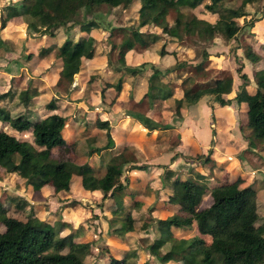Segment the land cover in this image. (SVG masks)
Listing matches in <instances>:
<instances>
[{
	"label": "trees",
	"instance_id": "16d2710c",
	"mask_svg": "<svg viewBox=\"0 0 264 264\" xmlns=\"http://www.w3.org/2000/svg\"><path fill=\"white\" fill-rule=\"evenodd\" d=\"M132 1L134 0H64L69 17L64 16L60 10L61 0H26L28 4H19V13L26 16V28L37 35L35 37L28 33V37L46 36L49 41L54 36V26L69 30L77 26L81 35L77 40L72 35H67L60 44L46 41L37 50V57L50 60V70L57 75L54 85L56 94L49 99H37L39 92L31 79L20 87L11 82L8 88L0 92V174H15L22 180L25 192L49 186L54 195L62 194L65 195L64 198L69 195L72 177H78L82 190L98 191L102 198L109 197L116 205L120 222L113 229L115 233L110 235L118 241L122 240V232L130 229L134 221L132 210L140 213L167 211L164 218L157 219L158 222H165L167 227L161 229L154 226V238L149 247L156 249L166 243L171 247L178 244L179 252L170 253L168 261L172 264H185L187 260H191L190 264H264V231L259 228V205L254 195L246 192L252 185L240 186L239 177L233 180H210L212 175L219 173V168L212 166L209 154L198 157L197 163L203 168V172L191 169L187 176L164 165L157 166L164 170L160 179L146 185L152 198L149 204L135 199L137 191L129 186L125 175L121 180L124 171H144L150 167L145 163H138V157L128 150L122 149L108 155L99 176L95 174V167L90 160L76 163L70 158L69 153L75 151L80 131L75 135L66 132V127L73 122L54 110L74 79L81 76L83 60L108 53L99 48L97 43L84 55L80 53L87 32L99 27V12L105 14L113 8H126ZM261 1L239 0L236 4V0H138V25L118 26L110 30V35L117 32L122 36L116 46V60L123 63L125 54L134 46H147L139 30L142 26H158L167 41L196 39L202 44H211L215 38L224 41L235 39L239 28L236 20L248 16L246 5H257ZM198 6H201V13L214 16V20L210 22L199 18L193 11ZM173 7H176L175 15L167 21L166 16ZM84 13H90L91 16L86 19ZM263 16L264 8L258 18ZM5 17L6 11L0 15V28L5 25ZM255 18L244 22H248L250 26L258 19ZM17 45L24 49L25 59L28 60L32 53L24 46V39L19 40ZM163 46L166 44L158 47L157 55L167 54ZM205 47L201 51L203 58L209 55ZM240 48L243 57L257 66L260 56L251 46L242 43ZM233 57L240 84L231 98L225 96L232 91V79L225 71L219 70L206 78L205 59L194 64L176 60L163 71L152 67L147 77L146 91L133 105L139 107L145 104L148 110H153L154 102L171 100L173 114L181 118L187 105L196 103L204 96L212 97L218 106L229 105L231 100L236 103L244 102L246 110L239 128L248 132L247 148L252 149L255 141H258L263 143L264 149V65L253 70V86L247 92L245 86L249 80L241 72L242 64L235 55ZM143 64L141 62L136 68L128 69L112 81L101 70H93L81 90L82 99L88 97L92 79L99 77L105 84L104 88L111 87L119 92L125 77L137 75ZM114 74H110L111 77ZM73 89H78V86H73ZM38 103L44 110L42 113L37 111ZM126 115L148 131H160L154 138L155 148L168 150L171 125L163 119L154 120L139 109H129ZM75 123H78L77 128L87 129L92 126L82 120ZM94 124L100 129L108 128L107 122L98 117H95ZM5 127L16 133H30L38 146H46V151H38L34 146L27 145L21 138L6 132ZM106 148L105 145L92 148L90 155L101 156V151ZM176 157L174 154L171 159ZM204 190L208 192L210 202L207 206L200 207ZM3 202L23 213L24 220L8 216L6 209L0 208V264H38V260L45 264H134L133 259L138 254L137 245H128L127 249L119 250L118 257L103 256L102 263L96 262L97 260L91 263L86 258L90 255L88 242L76 240L72 230L61 235L60 232L67 227L64 222L40 219L35 215L42 203H30L23 197L2 192L0 205ZM63 207L74 211L82 208V203L73 199L64 203ZM218 217L222 218L220 226L217 224ZM248 219L252 221L246 227L244 223ZM193 228L198 235H190ZM175 231H184L189 235L177 238L173 235ZM202 235L209 236V243L202 239ZM34 245L41 247L46 253H35L32 256L31 247ZM90 258L93 257L90 255Z\"/></svg>",
	"mask_w": 264,
	"mask_h": 264
},
{
	"label": "rangeland",
	"instance_id": "374dc122",
	"mask_svg": "<svg viewBox=\"0 0 264 264\" xmlns=\"http://www.w3.org/2000/svg\"><path fill=\"white\" fill-rule=\"evenodd\" d=\"M26 3V0H0V15L5 11L7 12V17H5V25L0 28V73H4L2 78L0 77V92L8 87L11 82L17 86H24L28 79H31L36 87H42L46 83L53 82L50 77H43L42 80L38 78L40 73L44 70L45 63L39 61L37 56L31 55L28 61L25 59L23 53L24 49L20 46L13 45L16 38L28 37V33L32 36L35 35L32 31L26 28V16L19 13V4ZM239 0H236V4ZM28 4V3H26ZM25 4V5H26ZM139 2L138 0L132 1L126 8H113L107 13L99 12L97 15L99 27L91 29L87 32L84 42L80 47L81 55L88 52L93 45L97 42L98 47H101L108 53L104 57H97L88 62L84 61V76H80L74 79L72 86L68 89L66 94L62 97L64 103L58 109V112L70 118V124L68 128L72 126L76 127L78 123L75 121H86L90 123L89 128H85L86 131L81 135L75 144V151L70 152L69 156L76 163H82L91 154L92 148L107 146L111 150L109 152L113 153L115 150L126 149L131 152L135 157H138V163H145L151 167L150 170L143 171H124L123 176L127 177L131 187L137 190L135 199L139 201H144L146 204L151 203V195L149 196V190L146 184L149 179L155 177H161L164 168H158L159 165H164L165 167H171L177 173H183L187 176L189 171L197 170L194 167L195 162L198 160L200 155L209 154V157L214 163H222L223 174L231 173L233 176L231 180L239 177L241 182L240 186H251L247 189V194H253L257 201L258 216L261 218L259 221V228L264 231V149L263 143L255 141L252 149H248L246 145V137L248 135L247 130L240 131L233 126L235 133H232L231 123L226 122L222 124V120H217V123H211V128H213L214 135L205 141L202 140L204 144L202 147L199 144H194L192 138H186L185 133H178L176 129H182L188 126L182 119L177 118L172 110L171 100L154 102L153 110L148 111V107L142 104L139 107H135L133 103L142 97L143 93L146 91L147 77L151 73L152 67H158L161 71L165 67L172 65L176 60L185 61L187 63H196L202 59H205L206 63V78H209L216 74L219 70L212 60L209 61L207 58H203L201 51L203 46L208 53H218L222 51L226 55V59L220 62L221 67L225 69L234 70V61L231 56L228 55L227 49L232 52L230 54L239 53V50H235L236 43L241 44V40L253 41V34L250 32V26L245 23L246 21L254 20V18L260 15L261 10L264 8V0L257 5H246L245 11L248 16L243 19L236 20L239 28H237L235 37L237 42L224 41L216 39L211 44L209 42L201 43L195 40L185 39L181 42L178 41H167L160 33V28L158 26H142L139 28L145 41L146 47L141 48L139 46H134L133 49L125 54L123 63H119L116 60V46L119 44L122 36L117 32L112 33L110 30L113 27L118 26H137L139 18ZM201 6H198L193 11L197 15H205L200 11ZM60 10L62 14L69 17L65 9V2L61 0ZM176 12V7L170 9L166 20L170 21ZM88 19L91 15L90 13H84L83 15ZM208 20H213L212 16H204ZM257 17L255 19H257ZM245 21V22H244ZM54 33V40L60 44L67 35H72L74 40H77L81 35L77 26L72 29H65L61 26L52 27ZM30 37V36H29ZM162 44H166L164 49L167 54L164 56H159L156 54L158 47ZM213 45V46H212ZM230 45V46H228ZM33 50V46L28 47ZM227 48V49H226ZM172 51V54H170ZM243 58V57H241ZM219 61V59L217 60ZM246 62V60L243 59ZM143 62V66L140 72L132 77L126 79V82L122 85L120 92H115L114 89H105L104 82L100 78L92 79L90 83V88L88 90V97L82 99V89L84 83L88 80L89 75H87V70L90 67H103L105 71L116 73V76H120L126 73L128 69L136 68L138 64ZM247 63V62H246ZM226 71V70H225ZM235 75V71L232 72ZM11 79V81H10ZM166 81V79H162ZM41 82L43 85H40ZM77 85L78 90H74L73 86ZM47 87V86H45ZM47 92L43 93L41 97L49 99L51 94H56L55 89L49 90L47 87ZM202 102L199 108L192 107L188 109L189 113L193 112L197 120H201L203 117H208L206 109L216 108L218 106L212 100L210 96L202 97ZM139 109L146 115L150 116L154 120L163 119L169 120L172 127V133L169 138V148L167 151L159 150L158 148H152L151 150L146 144H151L153 141L154 132L141 130L137 128V123L125 126L126 123L124 119L126 118V112L129 109ZM95 116H98L100 120H106L108 128H98L94 124ZM210 116V115H209ZM168 118V119H167ZM226 121V119H225ZM202 124V122H201ZM215 127V128H214ZM77 128V127H76ZM175 128V130H174ZM127 129V130H126ZM239 130V134H237ZM232 134L233 136H230ZM236 135V137H235ZM20 138L27 144L34 146L38 151H46V146L40 147L33 140L30 133L18 134ZM185 137V138H182ZM234 137V138H233ZM234 140V141H233ZM242 142V145H235L237 142ZM232 144V146H230ZM229 150L227 152L226 150ZM240 149V150H239ZM110 153V154H111ZM179 155L180 158L172 161L171 157L174 155ZM109 154V155H110ZM108 157V156H107ZM107 157L102 158L101 156H95L93 165L95 167V174L99 176L103 172L102 164L106 161ZM237 168V172L240 176H235L233 173L234 168ZM51 170V169H48ZM225 172V173H224ZM223 177H218L213 181H219ZM229 180V179H228ZM251 180V182H249ZM251 183V184H250ZM78 182L75 180L72 186V192L70 196L64 198V196H55L50 188L44 187L41 191H36L32 193L29 198L32 202H41L43 205L40 208L37 217L40 219H49L50 221H61L66 224L67 227L60 232L61 235L67 234L70 230L75 235L76 240H82L89 243L88 250L90 255L87 256L89 262L102 263V257H109L110 255L118 257L120 255L119 250L127 249L128 245H137L138 254L137 257L133 259L134 264H144L153 262V264H172L169 260L172 252H179L180 246L177 244L171 247L168 243L161 245L156 249H151V245L154 238V226H159L161 229H166L167 225L165 222H158V217H163V211L154 213H140L134 210L131 211V215L134 218L130 229L122 232V240L118 241L111 236L114 234L115 229L120 220L117 217V207L113 203L112 199L102 198L98 192H92L89 194H82L78 188ZM248 188V187H247ZM23 183L20 178L12 174H0V195L2 192L12 193L19 197L23 196ZM80 200L82 203V208L76 209L74 211H68L63 207L64 203L70 200ZM210 197L207 191H203L201 194V204L200 207H205L209 204ZM0 208L6 209V214L11 217H15L20 220H24V214L15 211L12 205H8L7 202H3ZM251 219L245 221V226L248 227L251 223ZM217 224L220 226L222 224V218L218 217ZM0 230L2 226L0 225ZM190 235H198L196 230L193 228L190 231ZM173 235L177 238L188 237L184 231H175ZM202 239H205L209 243L210 238L208 235H202ZM35 253L38 255L45 254L42 248L34 245L31 247V255ZM39 259V258H38ZM191 260H187L185 264H190ZM38 264H45L41 260H38Z\"/></svg>",
	"mask_w": 264,
	"mask_h": 264
},
{
	"label": "crops",
	"instance_id": "0c3cea01",
	"mask_svg": "<svg viewBox=\"0 0 264 264\" xmlns=\"http://www.w3.org/2000/svg\"><path fill=\"white\" fill-rule=\"evenodd\" d=\"M197 15V14H196ZM205 15H208V14H205ZM204 15V16H205ZM199 18H203V19H205V20H208V19H206L203 15H197ZM208 16H211V15H208ZM213 17V20H214V16H212ZM257 17V16H256ZM258 18V17H257ZM213 20H208V21H210V22H212ZM92 29H94V28H92ZM250 32L253 34V41H246L247 39H245V41L243 40H241L240 42H241V44L242 43H246V44H248V45H250L251 46V48L255 51V53L257 54V55H259L260 56V61H259V63L257 64V66H253L252 64H250L244 57H243V55H242V52H241V48H240V45L241 44H235V45H233V46H236V49L235 50H239L238 52L239 53H235L234 52V54H230V53H232V52H230L227 48V51L229 52L228 53V55L229 56H231V58L233 59V61H234V70H231V69H225V68H223V67H221V65H220V62L221 61H223V60H225L226 59V55L222 52V51H220V52H218V53H209L210 55L208 56V58H209V61H211L212 60V62L214 61L215 62V65H216V67L215 68H217L218 70H223V71H225L227 74H229L230 75V77H231V79H232V91L229 93V94H227V95H225L226 97H228V98H231L234 94H235V91H236V89H237V87L239 86V84H240V79H239V77H238V74L235 72V75L232 73L233 71H235V67H236V62H235V59H234V57H233V55H235L236 57H237V60L239 61V63H241L242 64V70H241V72L242 73H244L246 76H247V78H248V80H249V83L245 86V90L247 91V92H250V90H251V88H252V86H253V84H252V72H253V70L255 69V68H258V67H260V66H263L264 65V16L263 17H260V18H258L256 21H254L253 22V24L252 25H250ZM91 30V29H90ZM89 30V31H90ZM236 38L238 39V37L236 36L235 37V39H231V40H229L230 41V45L232 44V42H237L236 41ZM21 39H24V46L26 47V49L28 50V52H31L32 54H33V56H37L36 54H37V50L39 49V47L41 46V45H43V43L44 42H46V41H48L47 39H46V36H40L39 38H31V37H21V38H16L15 40H14V43H13V45H17L18 44V41L19 40H21ZM216 39H220V38H215L214 39V42H215V40ZM220 40H222V39H220ZM50 41H54L56 44H58L55 40H54V36L52 37V38H50L49 39V41L48 42H50ZM98 42V41H97ZM96 42V43H97ZM227 42V41H226ZM98 44V43H97ZM230 45H228V46H230ZM31 46H33L34 48H33V50L34 51H32V49H29L28 47H30L31 48ZM213 46V45H212ZM99 48H101V47H99ZM208 52V51H207ZM105 55H97V56H94L93 58H91V59H84L83 60V65H82V73H81V76L83 75L84 76V61L88 64V62H92V60L93 59H95V58H97V57H104ZM125 57V56H124ZM241 57H243V58H241ZM37 59L39 60V61H41L42 63H43V61H44V63H45V67L43 68L44 70L40 73V75H39V79H40V81L42 80V82H43V77L45 78L46 76L47 77H50L51 79H52V81L53 82H51L50 84L49 83H46V85H43V83L41 82V84L40 85H43L42 87H37V90H38V92H39V94L37 95V99H45L44 97H41L42 96V94L43 93H45V92H47V87H49V90H51L52 88L53 89H55V87H54V85H55V81H56V79H57V75L54 73V72H52L51 70H50V65H51V61L50 60H46V59H43V58H39V57H37ZM219 59V61H217ZM243 59L244 60H246V62L245 61H243ZM28 61V60H27ZM43 63V64H44ZM93 70H101L103 73H105L107 76L109 75L110 77H111V75L110 74H114V73H112V72H107V71H105V69L103 68V67H90V69H89V71L87 70V75H89ZM4 75V73H0V77L2 78V76ZM82 76V77H83ZM78 77H80V76H78ZM109 77V81H112V80H114L115 78H117V76H116V73L114 74V76L113 77H111L110 78ZM99 78V77H98ZM127 78H129V77H125V81L122 83V85L126 82V79ZM102 80V79H101ZM103 81V80H102ZM36 85V84H35ZM122 85H121V88H122ZM45 86H47V87H45ZM75 86V85H74ZM6 88H8V87H6ZM5 88V89H6ZM5 89H3V91L5 90ZM52 89V90H53ZM79 89V88H78ZM78 89H74V90H78ZM105 89H114V88H111V87H109V88H105ZM121 90V89H120ZM116 92V91H115ZM120 92V91H119ZM118 93V92H117ZM144 94V93H143ZM52 95H54V93L53 94H51V96ZM50 96V97H51ZM141 98V97H140ZM139 98V99H140ZM138 99V100H139ZM202 98H200L196 103H194V104H190V105H187V107H186V110H185V112H184V114H183V116L180 118V119H182L185 123H188V126H185L184 128H182V129H176L177 130V132L178 133H176V134H180V135H182V133H185V136H186V138H192V142L194 143V144H199V146L200 147H202V144H204L205 143V141L209 138V136L210 137H212L213 135H214V129L213 128H211L210 126H211V123H217V122H214V121H219V119L220 120H222V124L223 123H226V122H230L232 125H231V130H232V133H235V131L233 130V126H235L236 127V125H237V128L240 130V131H242V130H244V129H240L239 128V123L240 122H243V120H244V112H245V110H246V105H245V103L244 102H240V103H236L235 101H233V100H231V102H230V104L229 105H226V106H216V108H213V109H210V108H207L206 109V112H207V115H208V117H203L200 121L199 120H197L196 118H195V115H193V112L191 113H189V111H188V109L189 108H191L192 107V110L191 111H193V108H199V110H201L200 109V105H201V102H202V100H201ZM138 100H135V102L136 101H138ZM64 103V100L63 99H60L59 100V102H58V107H57V109H55L54 110V112L55 113H57V114H59V115H61V116H65V115H63V114H61L60 112H58V109L60 108V106L62 105ZM38 110V112L39 113H42L44 110H43V108H42V106H41V104L40 103H38V108H37ZM148 111H152V110H148ZM95 117H98V116H95ZM150 117V116H149ZM212 117H213V119H212ZM216 117H218V119L216 120ZM168 119V118H167ZM225 119H226V121H225ZM101 121H106L105 119L104 120H101ZM168 124L170 123V121L169 120H165ZM213 121V122H212ZM124 122L126 123V125L125 126H127V125H129L130 126V124L132 125V124H134V123H137L136 125L138 126L137 128H139V129H141V130H146V131H148L146 128H144V127H142L138 122H136V121H134L133 119H131L130 117H128L127 115H126V118L124 119ZM201 122H202V124H201ZM220 122V121H219ZM209 124H210V126H209ZM215 128V127H214ZM5 129V131L6 132H8V133H11V134H13V135H15L16 137H19L20 138V136H17L18 134H20V133H16V132H14V131H12L10 128H8V127H5L4 128ZM212 129H213V133H212ZM66 132H71V134L72 135H75V133H77V132H79L80 131V133H79V136L78 137H80L81 135H83V133H85V131H86V129L85 128H82V127H80V128H76V127H74V126H72L70 129L68 128V127H66ZM127 130V129H126ZM174 130H175V128H174ZM239 130H237L236 129V131H237V134H239L240 132H239ZM172 131V127L169 129V138H170V136H171V132ZM152 132H154V136H153V141H152V143L151 144H146L147 145V147L151 150L152 148H155L156 146L154 145V138L156 137V135L157 134H159L160 133V131H156V130H152ZM21 134H23V133H21ZM230 136H233L232 134H230ZM235 137H236V135H235ZM182 138H185V137H182ZM234 138V137H233ZM202 140H204V143L202 142ZM234 141V140H233ZM242 145L243 143L242 142H237V143H235V145ZM246 145H247V142H246ZM230 146H232V144H230ZM157 149V148H156ZM111 149L110 148H106L105 150H102L101 151V157L102 158H105V157H107L111 152H109ZM229 150L230 149H228V150H226L227 152H229ZM240 150V149H239ZM119 151V150H118ZM167 151V150H166ZM115 152H117V150H115L113 153H115ZM174 154V153H173ZM172 158V157H171ZM178 158H180V156L177 154V157L176 158H174V159H172V161H175L176 159H178ZM211 158V157H210ZM94 159H95V155L93 156H91L90 154H88V157H87V159L86 160H90L92 163L91 164H93V162H94ZM85 160V161H86ZM107 160V159H106ZM212 160V159H211ZM84 162V161H83ZM211 164H212V166L214 167V168H219V173L218 174H214V175H212L211 176V178H210V180H214V179H216V178H218V177H223V178H226L227 180L229 179V180H231V177L233 176L231 173H226V174H223V172H222V170H223V166H222V163L220 164V163H218V164H216V163H214L213 162V160H212V162H211ZM196 166V168H197V170H194V171H197V172H203V168L197 163V161L195 162V164H194V167ZM169 168V167H168ZM151 169V167H148L147 168V170H131V171H128V172H133V171H143V172H146V171H148V170H150ZM169 169H171V167L169 168ZM172 170H174V169H172ZM175 171V170H174ZM225 173V172H224ZM233 173H235L236 175L235 176H240V173L239 172H237V168L235 167L234 168V171H233ZM183 174V173H182ZM12 175H15V174H12ZM16 176V175H15ZM19 178V177H18ZM159 177H155V178H152V179H149V181H147V182H150V181H154V180H156V179H158ZM77 181L78 182V184H79V178L78 177H76V176H73L72 177V181H71V184H70V192H69V195L68 196H70V194H71V192H72V186H73V182L74 181ZM249 182H251V180H249ZM128 183H129V181H128ZM148 184V183H147ZM146 184V185H147ZM251 184V183H250ZM129 186L131 187V185H130V183H129ZM44 187H48V188H50L49 186H43L42 188H40L38 191H41ZM160 186L158 185V187L157 188H159ZM78 188H79V190L82 192V194H89V193H92V192H86V191H84V190H82L81 189V187H80V185H78ZM132 188V187H131ZM23 198H25L28 202H30V203H34V202H32V200H30L29 198L32 196V193L33 192H36V191H30V190H27L26 192H25V188H24V186H23ZM50 190H51V188H50ZM137 191V190H136ZM51 192H52V190H51ZM94 192H98V191H93V193ZM98 194H100L99 192H98ZM55 196H57V195H55ZM60 197H62V196H65V195H59ZM29 197V198H28ZM35 202H37V201H35ZM142 202H144V201H142ZM37 203H41V202H37ZM145 204H146V202H144ZM162 212L163 211V214H166V212L167 211H165V210H157V212ZM39 212V211H38ZM38 212H36V216H37V214H38ZM166 215H164L163 217H160V218H164Z\"/></svg>",
	"mask_w": 264,
	"mask_h": 264
}]
</instances>
